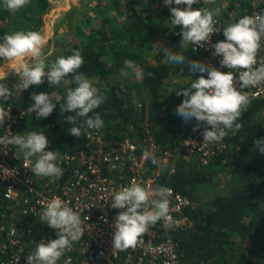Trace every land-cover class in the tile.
Wrapping results in <instances>:
<instances>
[{
    "label": "trees",
    "instance_id": "trees-1",
    "mask_svg": "<svg viewBox=\"0 0 264 264\" xmlns=\"http://www.w3.org/2000/svg\"><path fill=\"white\" fill-rule=\"evenodd\" d=\"M244 2L232 0L231 5L223 9V12L219 11L216 17H226L232 23L237 22L248 12L247 9L244 10ZM36 4L42 13L48 9L50 3L49 0H36ZM169 8L165 6L164 0H160L158 11L167 18L171 17ZM116 9L122 18H111L103 12L102 20L91 25L90 31L83 36L84 39L76 41L67 50L56 52L48 65L60 56L67 57L75 50H80L84 63L77 71L89 80L120 72L127 64L142 66L144 72L141 85L116 81L106 88L96 87L104 99L89 115L101 116L104 121L101 129L106 138L113 142L124 140L125 133L140 136L146 124L154 141L163 149L173 152L170 158L175 171L170 173L166 167L161 182H167L175 191L191 198L194 203L188 208L192 225L170 233L177 244L181 264H206L208 261L211 264H264V153L256 149L254 143L255 140L264 139V99H250L247 110L238 120L242 126L235 133L229 131L225 138L227 148L224 151L207 163L197 158L188 160L183 153L177 152L190 130L189 123L178 117L176 112L185 99L177 95V91L189 87L200 75L207 76L206 73L195 75L188 67V63L193 60L201 62L204 53L189 43L176 52L185 57L184 64L164 61L146 63L138 49L152 47L160 27L151 7L144 0H125L123 8ZM41 24L38 21L36 25L23 31H39ZM165 30H168L167 26ZM181 32L182 29L173 25L167 33L168 42L181 43ZM6 34H9L7 29L0 25V42ZM108 55L111 62L107 60ZM149 73L152 75L149 76ZM172 76H179L174 88L166 85ZM18 80V75L11 74L5 81H0L7 83L14 91L8 100L0 99V106L11 105L13 109L26 112L19 123L18 131L22 129V133L23 129L35 126L36 132L47 136V148H55L61 152L84 148L87 131L79 137L69 134L70 128L79 126V122L77 125L69 124L61 116L60 103H57L56 109L47 118L38 119L35 113L28 111L33 103V93L57 92L64 96L75 84L62 82L59 86H50L45 78L43 84L32 85L20 92L13 87ZM66 80L72 81L73 75L70 74ZM141 91L145 92L147 99L138 101L139 97L136 96ZM68 115L74 113H64V117ZM131 126L135 128L131 129ZM161 158L159 153L157 159ZM152 162L150 159V163ZM227 169L234 177L229 194L218 195L210 202L200 203L199 188L208 185L219 172ZM2 184L0 201H4Z\"/></svg>",
    "mask_w": 264,
    "mask_h": 264
},
{
    "label": "clouds",
    "instance_id": "clouds-1",
    "mask_svg": "<svg viewBox=\"0 0 264 264\" xmlns=\"http://www.w3.org/2000/svg\"><path fill=\"white\" fill-rule=\"evenodd\" d=\"M30 0H3L4 6L10 11H17L25 7ZM214 2V0H206ZM200 0H164L165 6L170 7L172 25L182 29V49L187 44L202 47L211 42V36L216 33L214 25L219 15V9L193 8ZM173 4L186 5L185 8L171 7ZM226 38L217 42L212 47L214 56H222L221 66L228 69L240 70L237 72H222L215 66L205 62L191 61L189 70L196 73H206L195 79L189 87L177 91V95L185 97L177 107V114L188 122L192 118L198 122L193 131H199L202 122L206 127L202 132L203 144L221 141L226 135V130L233 133L241 128L238 120L247 110L250 97L246 91L248 87H255L264 83V63L257 65L258 53L262 48L264 38V15H254L240 18L237 22L230 23L223 29ZM48 44V36L39 31H16L6 34L0 42V58L5 64L0 66V81L7 79L6 67L17 63L16 74L18 82L13 86L20 92L29 89L32 85H40L45 78L50 86H59L63 83H74L66 95H56L50 92L33 93V101L28 111L35 113L38 119L49 117L60 103L61 116L73 126L69 134L79 137L89 129H100L104 121L99 114H89L97 109L103 102L99 90L83 74H78V69L84 63L80 50H75L67 57L60 56L50 65L46 64L42 50ZM164 62L184 64L185 57L169 48H164ZM242 69V70H241ZM73 75V80L66 77ZM152 73H149L151 76ZM239 81L240 89L236 87ZM194 90V91H193ZM14 91L7 83L0 82V99L8 100ZM11 109L5 110L0 106V124L5 118L10 119ZM64 113H74L64 117ZM0 144L13 145L20 151L16 158L23 155L25 160L36 157V162L31 171L37 176L59 177L62 168L56 163L58 154L55 151H46L49 145L47 136L43 133L32 131L25 135L16 134L11 137H0ZM256 149L264 153V139L255 142ZM155 163V161H153ZM8 169L0 166V172ZM171 190L159 186L156 189L145 187L133 180L130 186H122L112 198V207L121 209L113 225L114 250L134 248L141 242V237L148 231L149 226H154L158 221L164 220L165 227H171L169 195ZM40 220L50 228L56 230L57 238L50 241H41L35 244L34 253L27 256L28 264H58L66 251L71 250L73 243L83 235L84 221L80 214L69 207L59 197H53L43 206Z\"/></svg>",
    "mask_w": 264,
    "mask_h": 264
},
{
    "label": "built area",
    "instance_id": "built-area-1",
    "mask_svg": "<svg viewBox=\"0 0 264 264\" xmlns=\"http://www.w3.org/2000/svg\"><path fill=\"white\" fill-rule=\"evenodd\" d=\"M247 1L250 7L246 15H264V0ZM171 7L185 8L186 5L173 4ZM214 18L217 20L214 25L217 32L211 36V42L202 47H194L204 53L201 62L215 66L222 72H237L238 78L240 70L221 66L223 57L214 56L215 49L212 47L226 39L222 31L232 22L226 17ZM261 43L256 67L264 63V38ZM240 83L236 82L238 90ZM243 91L248 93L250 99H264V83ZM4 108L11 109V112L10 119L6 117L5 122L0 124V137L19 134L20 119L26 112L23 114L11 105ZM193 119L188 121L189 133L177 152L207 163L227 148V135L219 142L203 144L202 132L209 126L201 122L200 130L193 131L198 125ZM226 131L228 134L230 130ZM125 135L124 140L113 142L106 138L101 128L87 130L84 148L58 154L56 163L62 168L59 177L35 175L31 169L36 157L25 160L20 155L17 159L15 151L19 152L18 148L0 144V166L8 169L0 172V184L5 183L2 184L4 201H0V264H28L27 256L34 253L35 244L57 238L56 230L40 220L44 204L53 197L65 201L84 221L83 235L73 243L71 250L65 252L58 264H181L177 244L170 233L192 225L188 208L194 203L167 182L162 183L163 172L154 170L162 163L170 173L174 172L173 162L169 159L173 152L163 149L154 141L146 124L140 136L129 133ZM159 153L162 158L165 157V163L160 162L162 158L157 159ZM150 159L155 163H150ZM133 180L153 190L159 186L171 190L168 199L169 223L172 226L165 227V221L160 220L154 226H149L136 247L114 250L113 225L122 210L112 207V198L122 186H130Z\"/></svg>",
    "mask_w": 264,
    "mask_h": 264
},
{
    "label": "rangeland",
    "instance_id": "rangeland-1",
    "mask_svg": "<svg viewBox=\"0 0 264 264\" xmlns=\"http://www.w3.org/2000/svg\"><path fill=\"white\" fill-rule=\"evenodd\" d=\"M147 5L151 7V12L160 24L158 34L156 35V41L150 48L138 49L139 54L143 57V61L146 63H160L164 61V48H169L174 52H177L182 48V43L171 44L168 42L167 33L173 26L171 23V17L163 15L158 11L160 0H144ZM224 9H227L232 0H220ZM244 10L249 9L247 0H244ZM49 7L45 12H40L37 8L36 0H30V2L23 8L17 11L8 10L3 0H0V25H3L9 34L16 31H23L26 28L34 26L41 21L39 32H42L48 36V44L42 50L43 57L46 58V64L48 65L52 56L56 52H62L71 48V46L78 40L84 39L85 33H88L91 25L98 24L103 18V12L106 15L115 19H120L122 16L117 12L118 7L123 8L125 0H49ZM206 0H200L199 4H195L198 8H208L205 5ZM193 5L194 7H196ZM219 5V6H220ZM235 7L238 5H234ZM170 9V8H169ZM165 26L168 30H165ZM170 27V28H169ZM189 45V44H187ZM106 52V51H105ZM107 60L111 62L110 55L107 56ZM5 64L4 59L0 60V66ZM17 63L6 67L7 76L16 74ZM144 69L142 66H133L127 64L120 72L112 73L108 77H95L90 81L95 87L106 88L109 84L122 81L129 84L140 83L142 80ZM17 75V74H16ZM179 81V76H172L166 82L167 87H176V83ZM143 94V95H142ZM138 101L146 100L145 92L141 91L139 96H136ZM18 110V109H17ZM24 114V110H19ZM26 115V114H25ZM23 115V116H25ZM21 121V119H20ZM32 129V130H30ZM22 130V129H21ZM20 135H27L32 131H37L34 127H27L23 129ZM46 151H55L57 154L62 152L55 148H46ZM22 156V153H21ZM170 159V157H169ZM168 159V160H169ZM188 160H192L187 157ZM166 162L165 157L160 162ZM157 171H164L166 166L159 163ZM234 183V177L229 169L219 172L214 179L208 184L199 188L198 199L200 203L210 202L214 197L218 195H228L232 185ZM211 264V261L205 262ZM213 264V263H212Z\"/></svg>",
    "mask_w": 264,
    "mask_h": 264
},
{
    "label": "crops",
    "instance_id": "crops-1",
    "mask_svg": "<svg viewBox=\"0 0 264 264\" xmlns=\"http://www.w3.org/2000/svg\"><path fill=\"white\" fill-rule=\"evenodd\" d=\"M220 3V1L214 0V2H206L205 5H208L209 9H219L220 12H223L224 7Z\"/></svg>",
    "mask_w": 264,
    "mask_h": 264
},
{
    "label": "water",
    "instance_id": "water-1",
    "mask_svg": "<svg viewBox=\"0 0 264 264\" xmlns=\"http://www.w3.org/2000/svg\"><path fill=\"white\" fill-rule=\"evenodd\" d=\"M54 94H56V95H59L57 92H53Z\"/></svg>",
    "mask_w": 264,
    "mask_h": 264
}]
</instances>
